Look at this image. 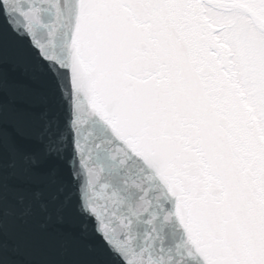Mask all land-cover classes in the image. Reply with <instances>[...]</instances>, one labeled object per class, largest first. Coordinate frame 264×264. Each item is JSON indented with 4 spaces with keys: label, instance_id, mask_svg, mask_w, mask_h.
Returning <instances> with one entry per match:
<instances>
[{
    "label": "snow or ice",
    "instance_id": "obj_1",
    "mask_svg": "<svg viewBox=\"0 0 264 264\" xmlns=\"http://www.w3.org/2000/svg\"><path fill=\"white\" fill-rule=\"evenodd\" d=\"M0 264H264V0H0Z\"/></svg>",
    "mask_w": 264,
    "mask_h": 264
}]
</instances>
